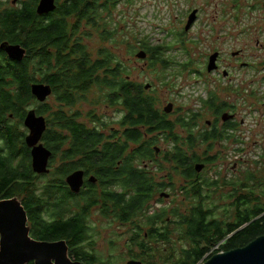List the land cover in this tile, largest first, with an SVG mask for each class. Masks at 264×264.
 <instances>
[{
  "label": "rangeland",
  "instance_id": "rangeland-1",
  "mask_svg": "<svg viewBox=\"0 0 264 264\" xmlns=\"http://www.w3.org/2000/svg\"><path fill=\"white\" fill-rule=\"evenodd\" d=\"M27 1L0 0V14L20 9ZM67 1L59 0L58 5ZM104 2L99 0L98 5ZM195 9L198 18L186 33L188 16ZM94 16L95 24L83 21L76 34L86 53L94 60L102 50H110L123 63L130 81L142 87L145 97L152 99L154 108L167 121L175 123L176 129L173 136L167 130L147 133L145 140L155 142L154 147L160 152L157 160L147 159L141 164L152 177L156 191L149 204V214L166 213L165 220L155 227L167 234V239L144 236L149 231L144 215L132 223H124L97 207L86 220V241L80 246L102 264L129 261L182 264L183 252L192 243L185 239L180 216L185 218L201 206L212 221L228 224L235 219L239 197L253 198L251 193L256 196L264 193V0H115L114 6L99 9ZM69 20L71 26L76 22L72 17ZM145 47L159 49L157 59L149 53L144 60L136 58L140 51L147 52ZM215 52L222 55V68L218 73L209 74L206 65ZM238 52L236 61L246 63V67L233 60L232 54ZM226 60L235 65H228ZM225 70L231 74L232 93L222 89L230 80L218 82ZM147 85L149 88L145 89ZM107 98L99 86H93L72 107L62 105L52 95L45 103L50 111L44 116L51 119V114L58 110L77 115L78 122L116 140L124 131L122 121L126 109L110 105ZM212 99L216 106L221 100L233 103L230 111L236 113L237 123L232 131L234 141L207 145L200 142L194 148L184 145L189 131L176 122L190 123L188 128L193 127L194 138H198L200 132L208 130L207 121L216 120L215 111L208 105ZM169 104L172 110L166 113ZM41 106L35 99L25 108V114ZM9 120L17 125L25 142L29 130L24 126V119ZM217 122L222 126L221 117L218 116ZM175 137L178 142L173 140ZM210 146L212 150L208 151ZM0 147L4 148L1 142ZM175 147H182L188 156L211 159L191 182L202 186L199 199L190 187L185 188L188 182L182 170H176L169 161L171 158L165 156ZM20 161L21 157L17 158L12 166L17 167ZM59 164L56 160L50 166V174L35 181L37 195L42 196L47 185L57 179L54 171ZM161 193L168 194L169 198H161ZM70 207L73 213L79 211ZM136 234L141 235L138 240ZM219 247V244L212 247L208 256L218 252Z\"/></svg>",
  "mask_w": 264,
  "mask_h": 264
},
{
  "label": "trees",
  "instance_id": "trees-1",
  "mask_svg": "<svg viewBox=\"0 0 264 264\" xmlns=\"http://www.w3.org/2000/svg\"><path fill=\"white\" fill-rule=\"evenodd\" d=\"M38 1L28 0L20 9L0 14V42L20 45L26 51L21 62L7 58L0 51V142L4 147H0V200L17 197L28 215L30 236L40 242L66 241L69 257L82 264H102L80 246L86 241V220L97 207H101L105 215L111 214L124 223H132L144 215L145 226L149 227L144 236L167 239V234L155 227L165 220L166 213L149 214V204L156 191L152 177L141 164L147 159L157 160L159 156L155 155V142L145 140L147 133L167 130L173 136L175 123L159 114L152 99L145 97L142 87L130 81L123 63L110 50H102L99 57L92 60L76 39L81 23L95 24L96 11L114 6L115 0H105L102 5H98L99 0H68L42 17L35 11ZM71 17L76 21L73 26L69 23ZM144 49L147 55L155 57L159 50ZM35 83L50 85L52 95L67 107L74 106L93 86H99L107 94L110 105L126 109L122 121L124 131L116 140L89 129L78 122L77 115L61 110L52 113L47 120L44 115L50 109L45 103L35 110L47 120L42 143L52 153L49 170L56 160L60 162L54 171L57 179L47 185L42 196L36 193L35 181L45 175L33 173L24 135L9 120L24 119L25 108L35 100L30 89ZM208 105L219 113L213 99ZM176 123L187 127L184 121ZM215 139V132H206L198 138L190 135L184 145L194 148L200 142L203 145ZM173 140L178 142L176 137ZM165 156L171 158L169 161L176 170H182L188 182L185 188L190 187L194 197L199 199L202 186L191 182L197 177L195 165L204 160L198 155L188 156L182 147H175ZM19 157V165L13 167L12 163ZM76 170L96 180L95 184L87 183L79 194H73L65 183L66 177ZM250 195L253 198L249 195L238 198L235 219L228 224L212 221L201 206L195 207L185 218L180 216L185 239L192 243V247L183 252L182 264L204 263L219 252L243 248L264 236V193ZM70 201L71 206L79 209L77 213L72 212ZM66 214L71 216L65 217ZM135 227L140 231L139 226ZM140 236L136 234L137 240ZM218 244L219 251L207 256Z\"/></svg>",
  "mask_w": 264,
  "mask_h": 264
},
{
  "label": "water",
  "instance_id": "water-1",
  "mask_svg": "<svg viewBox=\"0 0 264 264\" xmlns=\"http://www.w3.org/2000/svg\"><path fill=\"white\" fill-rule=\"evenodd\" d=\"M56 10L55 0H39L36 14L43 16ZM197 11H193L188 18L185 30L188 31L195 21ZM9 59L21 62L26 51L17 44L11 45L7 42L0 44ZM234 53L233 55H237ZM145 51L137 53L136 58L144 60ZM218 53L209 58L208 72L216 69ZM147 85L145 89H148ZM31 94L39 103H46L52 96L50 85L35 83L31 85ZM172 105L165 108L170 113ZM233 116L225 113L221 120L227 121ZM24 126L29 130L25 138V144L30 149L31 168L34 174L46 175L50 172L48 168L52 153L43 145L42 138L47 129V120L44 116L37 115L35 110H30L24 117ZM156 155L159 149L155 148ZM204 169V164L195 165L196 173ZM89 183H95L93 176L88 178ZM65 183L73 194H79L84 185V171L76 170L70 173ZM161 198H169L166 193H161ZM82 264L69 257V247L66 241L40 242L30 236L28 226V215L17 197L0 200V264ZM127 264H141L138 261H129ZM203 264H264V236L257 238L247 246L229 252H221L213 255Z\"/></svg>",
  "mask_w": 264,
  "mask_h": 264
},
{
  "label": "flooded vegetation",
  "instance_id": "flooded-vegetation-1",
  "mask_svg": "<svg viewBox=\"0 0 264 264\" xmlns=\"http://www.w3.org/2000/svg\"><path fill=\"white\" fill-rule=\"evenodd\" d=\"M38 3H39V1H38ZM38 3H37V5H38ZM55 4H56V7L58 6V4H59V0H55ZM37 5H36V7H37ZM35 11H36V9H35ZM194 11H197V13H196V18H195V21L193 22V24L191 25V27L189 28V30L192 28V26L196 23V20H197V18H198V10L197 9H195ZM191 14V13H190ZM189 14V15H190ZM48 15V14H47ZM43 16H46V15H43ZM40 17H42V16H40ZM188 18H189V16H188ZM187 21H188V19H187ZM187 24V23H186ZM189 30L188 31H186L185 30V32L186 33H188L189 32ZM3 42H7V41H2V42H0V44L1 43H3ZM7 43H9V42H7ZM9 44H11V43H9ZM11 45H14V44H11ZM1 51V50H0ZM2 53H4L3 51H1ZM215 53H218V58H217V60H216V69L215 70H213L212 72H208L207 70V73H209V74H215V73H218L220 70H221V61H222V55L219 53V52H215ZM215 53H213V54H215ZM5 54V53H4ZM212 54V55H213ZM234 54V53H233ZM232 54V57L233 58H235V59H233V60H235L236 61V59L240 56V52H238V54L237 55H233ZM6 55V54H5ZM148 56V55H147ZM6 57L8 58V56L6 55ZM209 58H210V56H209ZM209 58H208V62H207V65H206V69L208 68V65H209ZM14 61V60H13ZM225 63H227L228 65H235L234 63H230V62H228V60H226L225 61ZM236 63L237 64H239V66H241V67H246L247 66V64L246 63H243V62H239V59H238V62L236 61ZM221 77H222V79H219L218 80V82L220 83L222 80H230V82L227 84V85H225V88H223L222 87V89H224L223 90V92H227V93H232V92H234L233 90L234 89H232V83H231V74L228 72V71H223V73H222V75H221ZM220 102V104L219 105H215L214 104V107L215 108H218L220 111H219V113H216L215 115L217 116L216 117V120L215 121H207V123H206V125H207V128H208V130H204V132H200L199 133V137L201 136V135H203L204 133H206V132H209V133H211V132H215L216 133V137H217V139H215V140H211V141H209L207 144H210V143H212V142H217V141H219V142H224V141H228V140H230V141H234V139H233V135H232V131L234 130V128H235V126H236V113H232L230 110L233 108V103H231V102H229L228 100H221V101H219ZM218 103V102H217ZM225 113H227V114H229V115H231V116H233V118L232 119H229V120H227V121H222L221 120V123H222V126H219L218 125V122H217V118H218V116L219 117H221L223 114H225ZM191 122L192 123H194L195 121L194 120H191ZM190 126V123H187V127H183V126H181L180 125V127L181 128H183V129H186V130H188L189 131V137H190V135H192L193 137H194V135H193V132H192V130H193V127L192 128H188ZM206 128V129H207ZM236 142V141H235ZM206 144V145H207ZM203 145H205V144H203ZM210 148H211V150H212V147L210 146L209 148H208V151L210 150ZM208 151H206L207 153H208ZM155 155H156V152H155ZM206 156H207V154H206ZM201 164H204V169H205V167H206V165L207 164H209V162H208V160L206 159V160H204ZM236 166V165H235ZM235 168V167H234ZM203 169V170H204ZM202 170V171H203ZM201 171V172H202ZM200 172V173H201ZM90 177V175H88V176H86L85 175V173H84V185H83V187H82V189H84L85 188V186L87 185V183H89L88 182V178ZM96 183V182H95ZM95 183H90V184H95Z\"/></svg>",
  "mask_w": 264,
  "mask_h": 264
},
{
  "label": "built area",
  "instance_id": "built-area-1",
  "mask_svg": "<svg viewBox=\"0 0 264 264\" xmlns=\"http://www.w3.org/2000/svg\"><path fill=\"white\" fill-rule=\"evenodd\" d=\"M208 256V255H207Z\"/></svg>",
  "mask_w": 264,
  "mask_h": 264
}]
</instances>
